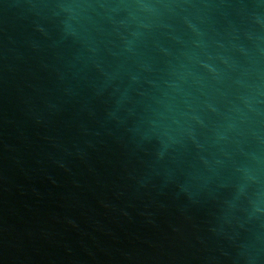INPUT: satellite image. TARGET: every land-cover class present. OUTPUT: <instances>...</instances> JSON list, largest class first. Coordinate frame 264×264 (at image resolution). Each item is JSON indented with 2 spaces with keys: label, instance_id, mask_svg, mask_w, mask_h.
Wrapping results in <instances>:
<instances>
[{
  "label": "water",
  "instance_id": "1",
  "mask_svg": "<svg viewBox=\"0 0 264 264\" xmlns=\"http://www.w3.org/2000/svg\"><path fill=\"white\" fill-rule=\"evenodd\" d=\"M0 264H264V0H0Z\"/></svg>",
  "mask_w": 264,
  "mask_h": 264
}]
</instances>
